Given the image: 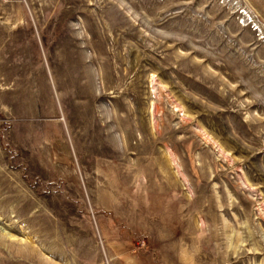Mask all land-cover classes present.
Listing matches in <instances>:
<instances>
[{
	"label": "rangeland",
	"instance_id": "374dc122",
	"mask_svg": "<svg viewBox=\"0 0 264 264\" xmlns=\"http://www.w3.org/2000/svg\"><path fill=\"white\" fill-rule=\"evenodd\" d=\"M244 10L264 27V0H0V264H264Z\"/></svg>",
	"mask_w": 264,
	"mask_h": 264
},
{
	"label": "built area",
	"instance_id": "2783aa9c",
	"mask_svg": "<svg viewBox=\"0 0 264 264\" xmlns=\"http://www.w3.org/2000/svg\"><path fill=\"white\" fill-rule=\"evenodd\" d=\"M244 11H245L244 12L245 14L243 13L244 20H246L248 22V24L252 25V28L255 29L259 33L261 38H264V27L262 25H260V23L258 22L256 17L252 13H250L246 10H244Z\"/></svg>",
	"mask_w": 264,
	"mask_h": 264
}]
</instances>
